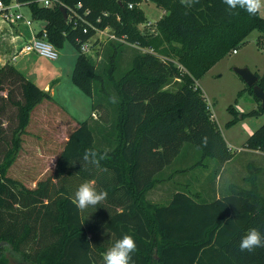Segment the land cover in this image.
<instances>
[{
  "label": "trees",
  "instance_id": "1",
  "mask_svg": "<svg viewBox=\"0 0 264 264\" xmlns=\"http://www.w3.org/2000/svg\"><path fill=\"white\" fill-rule=\"evenodd\" d=\"M17 1L29 6L36 21L46 23L48 41L58 50L67 41L79 50L72 81L93 99V110L102 113V125L97 129L87 120L70 135L56 174L80 177L83 183L95 181L97 190L108 195L95 206L104 218L90 222L73 203L68 185L57 187L58 182L50 178L30 190L8 177L33 110L51 97L14 65L1 66L0 93L8 84H17L20 98L14 100L11 91L4 97L18 110V125L6 150V130L0 122V264H11L4 253L7 247L30 264H103V254L125 234L137 243L135 264H198L201 251L212 246L234 264H264V248L251 253L239 250L249 229L264 233L259 165L254 167L257 175L248 178L251 189L234 186L232 193L211 203L200 202L190 191L175 192L168 205L148 199L149 192L165 180L157 178L158 174L187 143L201 151L203 159L215 158L221 168L233 160L197 83L213 66L245 46L255 31L259 33L257 43L264 44L260 13L253 16L243 9L226 10L222 0H199L191 8L181 0H57L52 7L42 6L39 0ZM145 1L165 12L156 22V34L139 29L148 22L141 7ZM79 3V12L88 11L86 19L96 27L111 28L126 44L143 51L134 56L124 76L117 77L123 43H110L113 52L102 72L81 53L77 40L88 41L94 31L84 33L81 25L75 29L61 11V7L68 10ZM256 75L264 90V75ZM249 89L254 95L253 88ZM112 96L117 103H111ZM4 111L0 106V115ZM263 114L261 103L259 109L240 116ZM106 122H111L110 130H105ZM203 137L208 138L206 147L201 143ZM96 141L110 148H100ZM245 147L264 153V124ZM89 149L107 152L99 167L83 160Z\"/></svg>",
  "mask_w": 264,
  "mask_h": 264
},
{
  "label": "rangeland",
  "instance_id": "2",
  "mask_svg": "<svg viewBox=\"0 0 264 264\" xmlns=\"http://www.w3.org/2000/svg\"><path fill=\"white\" fill-rule=\"evenodd\" d=\"M142 9L146 14L148 22L139 26L140 31L146 34H156V22L163 17L164 11L151 1H145L142 5ZM22 12L26 19L33 22V30H39L43 22H37L32 17L29 6H24ZM261 16L264 18V10H262ZM2 34L3 33L0 31V67L3 62L6 63L8 61L13 50L12 47H8V43H2ZM258 37L259 33L255 31L248 38V43L245 46L239 48L237 53L229 54L213 66L197 83L208 105L212 109V114L215 117L221 133L234 154L233 160L227 163L224 168H221L219 162L215 158L209 157L203 159L201 151L194 145L187 143L183 146L180 154L174 159L173 163L158 174L157 178L166 180L165 187H162L166 188V190L162 189V193L154 195L155 198L164 199L169 194L168 199H172L171 197L174 191L178 190L190 191L191 193L200 191L204 199L218 188H226V186L228 187L231 184L239 182L238 175L242 172L249 173L250 176L255 177L257 175V171L254 170L255 165L256 167L257 165L264 167V158H256L254 155L246 152L247 149L245 147L250 136L264 124V114L257 117L240 118L241 114H247L253 110L259 109L261 102L250 92L248 85L236 72V68H248L254 74H258L259 76L264 75V44L260 46L257 43ZM111 42L112 41L105 37L98 40L95 39L91 44V50L85 54L92 59L97 70L100 72L109 64L113 52L110 46ZM123 45L124 47L120 51L117 60V77L119 78L124 76L131 68V60L134 56L143 52L132 45L126 43H123ZM79 55V50L72 43L67 41L63 48L59 49L58 62L38 56L36 57V55L21 57L31 58L32 74L37 73L38 75L51 78L54 77V75H52L53 67L59 62L62 64L66 63V70H69L70 66H72L73 72ZM72 75L73 73H71V81ZM61 81L64 82L62 86L63 99L60 98L59 94L55 99L56 103L60 104L66 113L78 116L85 107L82 100H86L91 107L88 109V116L84 118V121L88 119L92 120L94 117L91 118L90 115L92 112L93 99L81 92L80 89L74 85L73 81L71 84L75 87L74 90L69 89V86L67 87L65 78H62ZM50 83L54 84L55 82L52 81ZM9 91L13 92L14 100L20 98V88L17 84H8L5 91L0 93V106L5 108V111L0 115V122L3 129L6 130L3 137L5 139L3 142L4 150L10 146L12 131L18 125L17 108L4 99V97H7ZM79 97L81 99H79ZM101 114L102 113L97 112L98 118L96 120L101 121ZM57 115L58 114L53 112L52 108L48 114L46 112L45 119L39 124L44 131L41 138L35 139L31 136V133L27 131L22 136L21 150L16 161L8 171V177L21 182L30 190L35 189L39 182L53 178L54 182H58L57 187H60L62 184L68 185L73 193V197H75V192L83 181L80 177H63L56 174L62 147L61 144L54 141L53 138L51 143L47 141L51 137L47 135V133L53 130V119ZM230 122L234 123L228 126ZM110 123L111 122H106L104 123L105 125L103 124V126H105L104 128H107L105 130H110V128H112ZM48 129H50V131H48ZM43 139H46V141H41ZM96 139L99 138L96 137ZM96 145L103 149L110 148L108 146H103L104 144L100 145L97 141ZM250 162L253 164L250 170H248L246 166L248 163L250 164ZM238 172L240 173L237 175ZM160 204L167 205V202L163 200ZM84 213L90 222H100V220L104 218V214L101 215L95 207H89L84 210ZM4 253L11 264H30L25 262L20 255L13 253L8 247L4 249Z\"/></svg>",
  "mask_w": 264,
  "mask_h": 264
},
{
  "label": "crops",
  "instance_id": "3",
  "mask_svg": "<svg viewBox=\"0 0 264 264\" xmlns=\"http://www.w3.org/2000/svg\"><path fill=\"white\" fill-rule=\"evenodd\" d=\"M144 4V2L141 4ZM165 14V12H164ZM261 15V13H260ZM46 23L43 22V25ZM0 31L2 34V43H8V47H12L13 50L9 56L8 63L14 65L16 69H18L20 72H22L30 81L34 82L38 86H40L42 89H44L51 97L50 100H45L41 104H39L32 112L31 114V119L29 126L27 127V132L31 133V136L35 139L41 138L42 133L44 132L42 128L39 126L41 122L45 119L46 112L47 114L50 112L51 108L53 109V112L58 114L55 116L53 119V130L51 132H48L47 135L51 136L47 141L52 142V138L54 141L58 142L61 144V152L63 151L70 135L79 128L80 124L84 122V118L88 116V109L91 107L89 102L86 100H82L83 104H85V107L82 112H80V115L74 116L72 114L66 113L65 110L62 109L60 104L56 103V98L60 94V98L63 99L62 95V86H63V81L62 78H65V82L67 87L69 86V89L74 90L75 87L72 86V81H71V73L73 70V67L70 66L69 70L65 69L66 63H56L53 67V74L54 77H45L44 75H38L37 73L32 74L31 71L32 69V63H31V58H22V57H27L30 55H36L37 54H25V55H17L16 58H13L16 49V46H21L24 41L29 40L31 38V34L29 29L24 26V25H11V24H6L2 20H0ZM22 56V57H21ZM21 57V58H19ZM40 57V56H38ZM78 59V58H77ZM58 62V60H56ZM5 62H3L4 64ZM2 64V66H3ZM34 76H32V75ZM54 81V84H51L50 82ZM56 86V87H55ZM198 86V85H197ZM79 99H81L79 97ZM90 105V106H89ZM56 107V108H55ZM210 107V106H209ZM211 109V108H210ZM212 111V109H211ZM214 116V115H213ZM90 117L92 120L88 119L90 125L93 128L99 127L101 124L99 120H96L97 117V111L93 110V103H92V112ZM53 118V117H52ZM215 119V117H214ZM92 121V122H91ZM50 131V129H48ZM44 134V133H43ZM41 141H46V139H43ZM59 144V145H60ZM246 152H249L251 155H254L256 158L261 159L264 158V153L259 152V151H251L248 150ZM61 155V154H60ZM232 161V160H231ZM230 161V162H231ZM229 162V163H230ZM225 167V166H224ZM223 167V168H224ZM247 169L250 170V164H247ZM259 168V176H258V189L260 193L264 196V167L258 166ZM250 172V171H249ZM240 172L237 173V175ZM249 173L242 172L241 174L238 175L239 179L237 183L231 184L226 188H218L216 189L212 194H210L207 198H202V193L200 191L193 192V194H196L199 196V201L203 203H211L214 202L230 193H232V189L234 186H238L239 188H242L244 190H249L251 189V183L248 182L249 178ZM166 180L162 181L160 184H158L153 190H151L148 194V199L156 204H160L161 201L166 200L167 205L171 202L172 199H168L169 194L164 198V199H159L155 198L154 195H157V193H162V189L166 190L165 187V182ZM178 190L174 191L177 192ZM173 193V194H174ZM150 195V198H149ZM173 197V195H172ZM171 197V198H172ZM170 200V201H169ZM161 205V204H160ZM198 264H234V262L229 260L224 254H222L221 250L217 246H212L205 248L201 251Z\"/></svg>",
  "mask_w": 264,
  "mask_h": 264
},
{
  "label": "clouds",
  "instance_id": "4",
  "mask_svg": "<svg viewBox=\"0 0 264 264\" xmlns=\"http://www.w3.org/2000/svg\"><path fill=\"white\" fill-rule=\"evenodd\" d=\"M181 3L186 8H191L194 4L199 3V0H181ZM222 3L227 6L226 10L243 9L249 15H257L264 10V0H222ZM111 103H117L115 96L110 97ZM202 145L207 146L208 138H202ZM107 156V152L99 153L95 150H86L83 155V160L89 164L100 166V162ZM108 193L103 190H97L95 181H85L77 191L73 203L80 211H84L89 207H95L107 198ZM257 248H264V233L257 228H251L241 238L239 250L241 252H254ZM137 251V243L131 235H123L117 240L104 254L103 264H135L133 254Z\"/></svg>",
  "mask_w": 264,
  "mask_h": 264
},
{
  "label": "built area",
  "instance_id": "5",
  "mask_svg": "<svg viewBox=\"0 0 264 264\" xmlns=\"http://www.w3.org/2000/svg\"><path fill=\"white\" fill-rule=\"evenodd\" d=\"M40 4L42 3L45 7H52L55 5L57 0H39ZM25 5L17 0H12L10 4L4 3L0 0V20L6 24H15V25H24L26 26L31 34L29 40L24 41L21 46H16V52L13 58H16L17 55L25 54H37L38 56L48 59L50 61H56L59 59V50L48 41L46 24L42 25L39 30H33V22L25 18L22 8ZM82 7L79 3L76 7H70L67 10V20L69 23H72L76 29L78 26H82L83 32L88 33L89 29L94 31V35L86 42H81L77 40L80 44L81 53L86 54L91 50V44L95 39H102L103 37L107 38L110 41L125 43V38L119 37L111 28H98L92 22L86 19V16L89 14L88 11L81 14L78 9ZM41 22V21H37ZM81 22V23H79ZM100 22V20H98ZM233 53H237L234 51ZM4 63L3 65L7 64ZM214 117V116H213Z\"/></svg>",
  "mask_w": 264,
  "mask_h": 264
},
{
  "label": "water",
  "instance_id": "6",
  "mask_svg": "<svg viewBox=\"0 0 264 264\" xmlns=\"http://www.w3.org/2000/svg\"><path fill=\"white\" fill-rule=\"evenodd\" d=\"M64 18L67 19V10L61 7ZM237 74L244 80L248 87L253 88L254 95L261 101L264 108V90L258 85L259 77L248 68H236ZM242 118V116H240Z\"/></svg>",
  "mask_w": 264,
  "mask_h": 264
}]
</instances>
